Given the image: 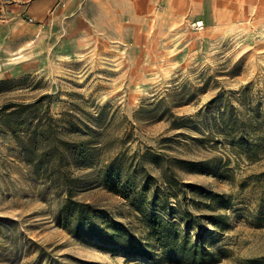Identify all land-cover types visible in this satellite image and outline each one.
<instances>
[{"label":"rangeland","instance_id":"obj_1","mask_svg":"<svg viewBox=\"0 0 264 264\" xmlns=\"http://www.w3.org/2000/svg\"><path fill=\"white\" fill-rule=\"evenodd\" d=\"M32 1L0 0V80L13 82L0 103L48 95L60 126L76 124L94 151L75 173L94 183L75 198L144 238L124 195L149 208L164 192L195 217L190 237L212 264L264 256V0H202L174 23L161 0H61L41 20ZM108 165L120 194L96 182ZM46 187L0 134V264H168L71 237L54 221L63 197Z\"/></svg>","mask_w":264,"mask_h":264},{"label":"trees","instance_id":"obj_2","mask_svg":"<svg viewBox=\"0 0 264 264\" xmlns=\"http://www.w3.org/2000/svg\"><path fill=\"white\" fill-rule=\"evenodd\" d=\"M11 83V80H0V94H6ZM48 97L43 95L31 102L24 98L1 102L0 134L14 140L21 161L34 179L46 185L48 191H55L63 197L54 216L57 226L87 246L127 259L142 258L168 264L215 263V254L199 240L190 237L188 230L200 228L198 223L193 224L195 217L189 214L178 216L177 209L168 206L169 196L164 192L162 196L148 198L149 208L144 207L141 196L131 199L123 194L139 214L146 231L144 238L134 234L125 224L105 216L94 204L77 200L76 194L94 182H91L89 173L76 174L75 169L89 166L94 150L86 138L78 135L80 131L73 121L65 120L61 127V119H54L49 110L43 108ZM95 171L100 186L120 194L118 187L122 186V180L117 168L108 165ZM163 184L165 190L178 188L184 191L182 185L169 180H164ZM189 187L201 189L193 185ZM220 218L210 216L212 225L219 226ZM246 263L264 264V256L248 259Z\"/></svg>","mask_w":264,"mask_h":264},{"label":"crops","instance_id":"obj_3","mask_svg":"<svg viewBox=\"0 0 264 264\" xmlns=\"http://www.w3.org/2000/svg\"><path fill=\"white\" fill-rule=\"evenodd\" d=\"M61 0H33L31 4L28 7V13L32 15V17L35 20H41L47 16V14L50 12L52 9L54 3H59ZM166 7V9H175L174 15H171L170 17H175L173 20V23L179 20V14L180 10L183 8H191L192 12H197L199 11L201 7V1L202 0H161ZM204 1V0H203ZM44 12H43V11ZM43 12V14H42ZM195 21H205L202 17H197L193 16V19Z\"/></svg>","mask_w":264,"mask_h":264},{"label":"built area","instance_id":"obj_4","mask_svg":"<svg viewBox=\"0 0 264 264\" xmlns=\"http://www.w3.org/2000/svg\"><path fill=\"white\" fill-rule=\"evenodd\" d=\"M203 26H202V24H201V22H197V24H196V28L197 29H201Z\"/></svg>","mask_w":264,"mask_h":264}]
</instances>
